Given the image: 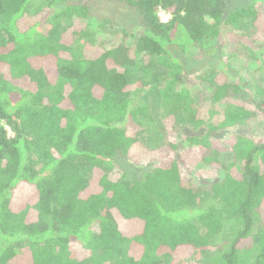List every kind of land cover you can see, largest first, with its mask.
Here are the masks:
<instances>
[{
  "label": "trees",
  "instance_id": "16d2710c",
  "mask_svg": "<svg viewBox=\"0 0 264 264\" xmlns=\"http://www.w3.org/2000/svg\"><path fill=\"white\" fill-rule=\"evenodd\" d=\"M33 1L0 0V264H182L197 252L206 264H264V135L215 139L264 125V88L249 96L223 77L240 51L259 69L264 5L122 0L134 44L107 47L96 37L121 31L95 24L85 0ZM190 75L205 99L196 109ZM133 80L157 84L163 116L180 111L195 132L171 133L153 165L138 166L146 151L120 125L145 109H130ZM118 158L139 176L107 166ZM192 163L215 175L191 184Z\"/></svg>",
  "mask_w": 264,
  "mask_h": 264
},
{
  "label": "rangeland",
  "instance_id": "374dc122",
  "mask_svg": "<svg viewBox=\"0 0 264 264\" xmlns=\"http://www.w3.org/2000/svg\"><path fill=\"white\" fill-rule=\"evenodd\" d=\"M33 2L34 9L42 7L44 5V2L42 0H34ZM84 2L90 7L93 17L96 18L94 22L95 24L99 20L105 18L111 23H114L116 26H118L117 28L121 31L119 32L120 34L118 33L119 36L116 37L101 34V36L96 37L94 43H102L107 47L112 46L118 41H125L130 45L134 44V40L131 38V36L128 35L131 31V28L133 27V20H135L136 17L134 16L132 10H130V8H128L122 2V0H85ZM252 2L259 3V5H261L262 3L264 5V0H228L226 12L229 13ZM32 12L33 8L31 9L30 13ZM241 27L246 32H250V29L246 28V26H244V28L243 26ZM223 33L224 34L221 36V38L218 39L219 42L216 44L218 47L217 49L219 50L227 49L231 41V37L228 32H226V30H223ZM123 34H126L127 37L124 38L125 35L123 36ZM94 46L87 44L85 46V49L92 50ZM239 53H237L236 55L234 54L233 56L231 55V57L228 59V69L223 72V77L238 80L244 85L243 89L245 90L246 94H248L249 96L258 97V91L264 88V54L261 51L255 52L261 59L259 69L256 70V63L253 61H249L246 56H240ZM225 54L227 55V53ZM211 64L217 69L218 67H220L219 62L217 61L214 63H212L211 61ZM210 70V68H204L203 70H201V72L206 76H210ZM211 77L216 78L219 76L211 75ZM197 80L198 78L195 79L194 76H191L190 81L183 83L182 86V88L185 89L187 95L192 101L191 107L193 109H196L198 106H203L205 101L203 96L198 94V92L201 91L200 88H202V84L200 83V81L198 83ZM133 82L134 80L131 82V92L130 96L128 97V99H131L133 101V103L130 105V109L134 110L135 108H137V106H144L145 109L143 110V112H141L140 114L137 113L135 116H130L129 114H127L125 117V121L120 125L134 128L141 149L146 151H143L145 155L143 163L138 164V166L153 165L154 161L155 163L158 162V158L160 156L159 153H156L157 155L155 154L152 156L153 151H158L164 145H166L171 133H175L179 137L185 134L190 135L195 132L191 131L192 127L189 121V117L185 114L180 113V111L177 112L176 116H174L172 122H170L167 117L163 116V113L167 111L166 109L170 107L162 106V99L161 95L159 94L157 84L154 85L153 83H148L142 85L140 84V82ZM170 126L171 128L169 129ZM227 135L247 136L256 142H259V138L264 135V125L259 123L258 121L254 123L246 122V125L239 126L237 129L217 134L215 136V139L221 140L222 137H225ZM112 164L119 165L123 172H125V174L130 178H137L140 174V171L136 169V166H128V164H126L123 159L118 158L112 160L111 163L107 164V166L111 168ZM184 167L188 176L190 177L191 184H195V181H202L215 175L214 173H211L209 170H207V168H203L193 163L189 166ZM203 258L204 255L200 252H197L190 255L188 259L182 264H206L203 262Z\"/></svg>",
  "mask_w": 264,
  "mask_h": 264
},
{
  "label": "built area",
  "instance_id": "2783aa9c",
  "mask_svg": "<svg viewBox=\"0 0 264 264\" xmlns=\"http://www.w3.org/2000/svg\"><path fill=\"white\" fill-rule=\"evenodd\" d=\"M159 17H160L161 21L164 23L168 22L170 19L169 15H166L165 13H163L161 11L159 12Z\"/></svg>",
  "mask_w": 264,
  "mask_h": 264
}]
</instances>
